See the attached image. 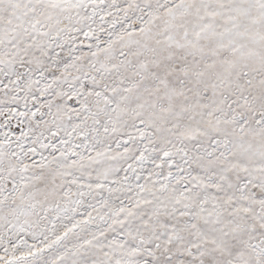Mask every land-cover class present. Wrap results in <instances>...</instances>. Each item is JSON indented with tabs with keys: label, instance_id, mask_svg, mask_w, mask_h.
<instances>
[{
	"label": "snow or ice",
	"instance_id": "6c2138e0",
	"mask_svg": "<svg viewBox=\"0 0 264 264\" xmlns=\"http://www.w3.org/2000/svg\"><path fill=\"white\" fill-rule=\"evenodd\" d=\"M0 264H264V0H0Z\"/></svg>",
	"mask_w": 264,
	"mask_h": 264
}]
</instances>
